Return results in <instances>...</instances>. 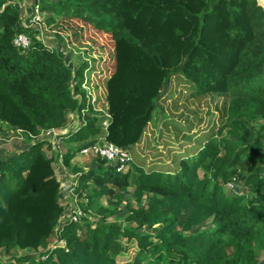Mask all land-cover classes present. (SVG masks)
<instances>
[{
	"label": "trees",
	"instance_id": "16d2710c",
	"mask_svg": "<svg viewBox=\"0 0 264 264\" xmlns=\"http://www.w3.org/2000/svg\"><path fill=\"white\" fill-rule=\"evenodd\" d=\"M10 1L0 0V129L20 126L28 141L37 129H71L63 164L77 174L82 213L58 227L69 207L60 201L58 152L49 140L1 156L0 250L8 257L0 264H118L134 247L124 264H264V1L38 0L50 13L46 22L73 44L89 25L97 38L93 57L106 49L98 100L108 117L90 105L81 113L83 73L92 66L85 55L74 82L71 66L35 34L26 49L14 45L28 28ZM176 74L191 94L220 100L200 146L175 153L171 167L131 162L124 173L100 157L87 171L71 162L98 138L128 150L137 144ZM72 112L79 126H70ZM235 178L245 190L227 193ZM129 185L140 205L129 207L123 222L107 221ZM91 212L99 217L94 224ZM55 233L62 245L49 243Z\"/></svg>",
	"mask_w": 264,
	"mask_h": 264
},
{
	"label": "rangeland",
	"instance_id": "374dc122",
	"mask_svg": "<svg viewBox=\"0 0 264 264\" xmlns=\"http://www.w3.org/2000/svg\"><path fill=\"white\" fill-rule=\"evenodd\" d=\"M36 0H12L10 1L18 10L20 22L26 24L28 27V35L34 36L37 34V27L31 26L30 19H39L41 22L38 24V33L42 39L48 41L49 43H58L59 46L56 47V51L64 61L71 66L74 72V82L79 79L78 74H76L77 66L80 61H83V56L86 61H88L89 66L83 73V81L81 87L85 90L87 96L85 105L88 104L96 109L98 112L104 113L106 111L105 104L99 98L102 82L107 76V68L102 65V58L105 57L102 50H106L98 47L99 54L93 57L92 51L97 41V38L92 33V29L89 27H84L83 34L85 39L79 45L73 44L71 38L65 31L59 32L53 24H48L46 19L50 17V13L46 10L38 9L37 14H35L33 8L35 6ZM41 4H39L40 6ZM41 7V6H40ZM43 22V23H42ZM45 23V24H44ZM60 34V35H59ZM83 37V35H81ZM102 37V34L97 35V37ZM66 41L67 46L64 44ZM71 39V40H70ZM105 39V37H103ZM73 49L76 53L69 54V48ZM83 48V51H82ZM83 52V53H81ZM79 53L80 56H77ZM81 53V54H80ZM71 56V57H70ZM81 57V59H80ZM79 59V60H78ZM89 59H91L89 61ZM189 82L181 81L179 75H173L167 81V83L161 88L159 92L158 99L156 101L157 113L154 114V118L148 123L141 140L131 146L129 149L131 159L128 161L126 170L122 169L120 171L116 170L118 162L108 163L105 162L104 165L110 166L117 172L124 173L130 168L131 162H137L140 165L148 166L151 165H173L174 160L173 155L186 154L188 149L200 146L202 141H205L208 133L212 130L215 123L217 122L218 116L220 114V100L211 101L208 96L202 97L199 94H191V90H188ZM92 99V101H91ZM72 121L69 123L79 126L81 124V119L77 116V112L70 113ZM18 129L24 130L20 126ZM68 129V127H66ZM77 129L74 128L73 131ZM18 130L11 129H0V157L7 156L8 154L21 152L22 149H26L27 145L34 142L37 138L41 137L39 134L42 130H38L36 134L30 136L28 141L24 135L18 134ZM71 129L67 130V133ZM72 132V131H71ZM66 133V134H67ZM183 138V139H182ZM34 139V140H33ZM64 138H59L56 140L55 147L64 154L66 151V145L63 141ZM60 140V142H59ZM186 140L187 142H184ZM70 145H75L70 143ZM56 148H54L56 150ZM44 151L46 152L45 146ZM192 152V151H190ZM47 154V152H46ZM96 157L92 153L88 152H78L77 155L71 160L72 163L80 165L84 171H87L90 167L98 165L95 162ZM114 165V166H113ZM54 172L57 180L60 183V201L65 207H69L65 211V215L60 219L58 227L64 224L65 219H73L71 216L74 209L81 210L78 203L82 199L77 193V174H72L67 165L63 164L61 160L53 162ZM171 167V166H170ZM201 174V171H199ZM132 185H129L127 191L124 192L123 200L118 205H111L115 209V213L107 218V221L116 220L123 222L126 215L130 212L129 207L136 208L140 204L135 201ZM233 189L237 191H244L245 188L241 183H238L236 178L232 183L225 184V190L227 193L234 192ZM113 198L112 201H114ZM100 203L104 206L108 205L105 197L100 199ZM75 207V208H74ZM78 218V217H77ZM88 219L91 223H96L99 221V217L91 212L88 215ZM209 224H206L208 227ZM85 228V227H84ZM60 240V241H59ZM63 244V240L56 237V233L49 239V243ZM49 244V245H50ZM135 250L131 248L124 251L118 259V264H124L127 259L131 258ZM34 254L32 251L24 252V250H18L16 255H26L31 256ZM36 255V254H35ZM8 254L3 250H0V258L2 260H7Z\"/></svg>",
	"mask_w": 264,
	"mask_h": 264
},
{
	"label": "built area",
	"instance_id": "2783aa9c",
	"mask_svg": "<svg viewBox=\"0 0 264 264\" xmlns=\"http://www.w3.org/2000/svg\"><path fill=\"white\" fill-rule=\"evenodd\" d=\"M39 4L40 3L38 2V0H36L35 1V6L33 8V10L35 11L34 12L35 14H37L38 9H40ZM41 20H42L41 18H39V19L38 18L37 19H34V18L32 19L31 18L30 19L31 26H34L35 28L37 27V34L35 36L49 50H56V47L59 46L58 43H54V42L53 43H51V42L49 43L48 41L42 39L41 36L39 35V33H38V24L41 22ZM25 26L27 27L26 24H25ZM63 40L65 42L64 44L67 46L66 41H65L64 38H63ZM13 43H14V45L17 48L26 49L29 46V44H30V36L28 35V33H23V32L18 33V34L15 35L14 40H13ZM91 101H92V99H91ZM88 105L89 104L87 102L86 107L81 111L82 114L85 113V111L89 108ZM91 108H93L94 110H96L92 106V103H91ZM103 115H105L107 117L109 116V113H108L107 109L103 113ZM107 123H108L107 119H105L104 121H102V124H103L104 127L107 126ZM17 130H18L17 132H19L18 134L22 135L21 134V131L22 130H20V129H17ZM40 130H42L40 132V134H39L41 137H39L37 139H47V140H49L53 144V147L56 148L54 142L56 140H58L59 138H62L63 136H65L68 129L67 128H64V129L48 128V129H40ZM30 136H32V134H30ZM59 142H60V140H59ZM56 151L58 152V156H57L58 159L56 161L61 160V162L63 163V154L60 153V151L57 148H56ZM82 151L83 152L92 153L93 155H95V157H100L102 159H105L106 162L111 163V164L113 162H118V166H116L117 167L116 168L117 171H120L122 169L123 170L124 169L126 170L127 165H128V161L131 159V157L129 155L130 152H129L128 149L122 148V147L114 144L113 142H108L104 138H98L93 144H89V145H86V146L81 147V149L79 150V152H82ZM81 213H82L81 210L74 209L73 213L71 214V216L74 218V220L73 219H69V220L76 221L78 219L77 217L79 215H81ZM65 217H66V215H65ZM65 220H67V219H65ZM55 244H58V242L55 241Z\"/></svg>",
	"mask_w": 264,
	"mask_h": 264
},
{
	"label": "crops",
	"instance_id": "0c3cea01",
	"mask_svg": "<svg viewBox=\"0 0 264 264\" xmlns=\"http://www.w3.org/2000/svg\"><path fill=\"white\" fill-rule=\"evenodd\" d=\"M264 1V0H263ZM75 125V124H74ZM62 138H64V136L62 137ZM23 150V149H22Z\"/></svg>",
	"mask_w": 264,
	"mask_h": 264
},
{
	"label": "water",
	"instance_id": "95a60500",
	"mask_svg": "<svg viewBox=\"0 0 264 264\" xmlns=\"http://www.w3.org/2000/svg\"><path fill=\"white\" fill-rule=\"evenodd\" d=\"M258 1V0H257ZM259 3V2H258Z\"/></svg>",
	"mask_w": 264,
	"mask_h": 264
}]
</instances>
